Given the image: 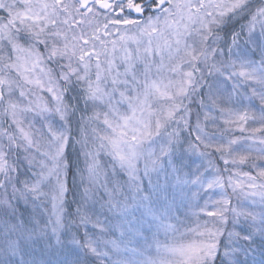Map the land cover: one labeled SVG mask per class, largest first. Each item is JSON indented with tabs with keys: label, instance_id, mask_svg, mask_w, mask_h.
I'll return each instance as SVG.
<instances>
[{
	"label": "snow or ice",
	"instance_id": "snow-or-ice-1",
	"mask_svg": "<svg viewBox=\"0 0 264 264\" xmlns=\"http://www.w3.org/2000/svg\"><path fill=\"white\" fill-rule=\"evenodd\" d=\"M0 264H264V0H0Z\"/></svg>",
	"mask_w": 264,
	"mask_h": 264
}]
</instances>
